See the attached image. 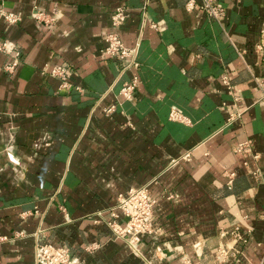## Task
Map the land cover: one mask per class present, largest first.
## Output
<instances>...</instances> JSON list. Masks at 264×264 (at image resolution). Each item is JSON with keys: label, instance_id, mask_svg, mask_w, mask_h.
<instances>
[{"label": "crops", "instance_id": "crops-1", "mask_svg": "<svg viewBox=\"0 0 264 264\" xmlns=\"http://www.w3.org/2000/svg\"><path fill=\"white\" fill-rule=\"evenodd\" d=\"M217 1L222 22L186 0H0L19 16L0 17V264H35L37 241L82 264H264V0ZM116 7L137 69L103 52ZM144 185L157 232L134 250L107 221Z\"/></svg>", "mask_w": 264, "mask_h": 264}, {"label": "built area", "instance_id": "built-area-1", "mask_svg": "<svg viewBox=\"0 0 264 264\" xmlns=\"http://www.w3.org/2000/svg\"><path fill=\"white\" fill-rule=\"evenodd\" d=\"M195 7L201 9L207 16L215 19L218 22H222L225 17V9L219 4L217 0H201V3L197 4V0H186L185 8L187 11L193 10ZM0 17L6 23H14L19 20L17 14L4 11L0 9ZM35 19V14H33ZM126 18V12L123 7H116L111 15V27L112 31L107 32L104 36V47L103 52L105 55L115 57L122 64L123 71L127 69H137V62L135 61L136 49L130 48L124 45L118 36L115 29L120 26ZM8 43L0 41V51L6 50ZM256 49L261 50L264 53V48L257 45ZM17 52L13 53V60L6 64L5 70L9 71L14 67L17 62ZM42 72H47L49 75L56 77L59 80L60 88L70 87L69 82L66 80V74L60 65H54L49 69L44 68ZM221 81L226 85L227 89H231L230 81L227 75L221 77ZM138 84V77L133 75L130 80L123 83L119 90V97L122 100H132L134 98V92L136 91ZM233 106L234 111L229 112L226 118V124H231L234 120L238 119L242 113L239 106L236 104L238 101L237 97H234ZM112 107L106 109V112H111ZM168 118L173 121H180L183 123H189V119L179 110L170 109ZM249 141H244L236 146L235 151L237 152H248ZM188 156V154H186ZM258 155L255 154L254 158ZM256 174V173H255ZM234 173H229V182ZM156 201L150 195L147 186L134 187L122 193L117 198L116 209L119 213L112 212L111 219L107 221V225L112 232L121 238H124L127 245L131 249H136L138 242L140 241L141 234H154L157 229L153 227V212ZM122 217L123 222L118 221ZM235 236L238 239L242 238L236 232ZM95 246H93V249ZM87 250H92V247H87ZM33 256L35 264H82V261L70 254L69 250L65 246H53L48 243H42L40 241L35 242L33 248Z\"/></svg>", "mask_w": 264, "mask_h": 264}, {"label": "rangeland", "instance_id": "rangeland-1", "mask_svg": "<svg viewBox=\"0 0 264 264\" xmlns=\"http://www.w3.org/2000/svg\"><path fill=\"white\" fill-rule=\"evenodd\" d=\"M236 232H238V231L233 229V230L231 231L232 236H233L234 234H236ZM221 253H222V252H221ZM218 256H219V255H218Z\"/></svg>", "mask_w": 264, "mask_h": 264}]
</instances>
